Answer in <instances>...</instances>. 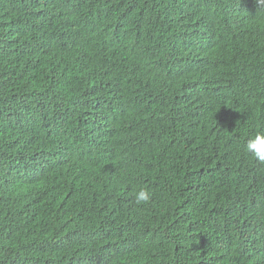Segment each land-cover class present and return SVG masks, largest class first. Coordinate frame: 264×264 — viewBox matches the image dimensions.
Masks as SVG:
<instances>
[{
	"label": "trees",
	"instance_id": "trees-1",
	"mask_svg": "<svg viewBox=\"0 0 264 264\" xmlns=\"http://www.w3.org/2000/svg\"><path fill=\"white\" fill-rule=\"evenodd\" d=\"M263 91L255 0H0V264H264Z\"/></svg>",
	"mask_w": 264,
	"mask_h": 264
},
{
	"label": "clouds",
	"instance_id": "clouds-1",
	"mask_svg": "<svg viewBox=\"0 0 264 264\" xmlns=\"http://www.w3.org/2000/svg\"><path fill=\"white\" fill-rule=\"evenodd\" d=\"M255 3L258 7L259 13L261 15H264V0H255ZM99 18H101L100 15H99ZM253 81H256V80H254L252 78L248 82L252 85H255V86L260 85L262 83V81H257V83H254ZM90 98L93 99L94 95L90 94L89 98L84 102V104H85V106H87V108L92 104V100ZM117 108L118 109L121 108V105ZM236 111H237V113L241 114L243 112V106L238 105L236 107ZM244 148L257 161L264 163V131L257 132L256 134L249 137L244 144ZM132 195H133V199L137 205L147 204L152 199V193L145 187H140V188L134 190ZM28 234L29 233L27 231H25L20 236H18V239L24 240L28 237ZM97 235L98 234L96 232V237H97Z\"/></svg>",
	"mask_w": 264,
	"mask_h": 264
}]
</instances>
